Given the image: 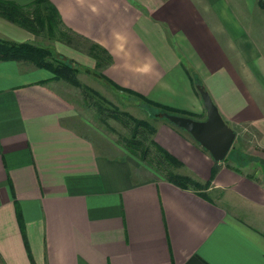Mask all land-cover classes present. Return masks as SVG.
<instances>
[{"label":"crops","instance_id":"1","mask_svg":"<svg viewBox=\"0 0 264 264\" xmlns=\"http://www.w3.org/2000/svg\"><path fill=\"white\" fill-rule=\"evenodd\" d=\"M47 1L66 29L111 55L114 68L100 73L112 84L201 116L194 74L236 138L247 131L254 147H241L245 161L215 162L184 130L156 122L153 141L179 172L210 184L181 188L90 124L78 88L0 61V264H264V175L247 159L264 163V2ZM0 37L35 42L1 17ZM47 46L77 76L96 66L62 43Z\"/></svg>","mask_w":264,"mask_h":264},{"label":"trees","instance_id":"2","mask_svg":"<svg viewBox=\"0 0 264 264\" xmlns=\"http://www.w3.org/2000/svg\"><path fill=\"white\" fill-rule=\"evenodd\" d=\"M54 8L47 0H36L26 6H21L12 1L0 0V17L34 35L41 33H45L51 37L57 35L60 41L74 46L77 49H84L96 61L94 69L96 73H94L97 77L107 81L108 79L98 72L97 69L110 64L112 61L111 55L101 46H97V44L71 33V31L66 29L60 21L61 19L57 10ZM82 44H84L83 49L80 47ZM0 61L27 62L35 67L46 69L54 78L67 81L71 86L80 90L84 102L94 107V111L102 122L107 118H111L129 130L127 135L120 137V145L134 155L139 162L150 168L156 175L161 172L164 175L159 177L185 189L201 191L209 187V182L200 183L190 176L179 172L183 167L182 163L161 147H158L153 141V135L156 129L155 125L149 121L164 118L163 114L165 113L183 115L196 120H202L204 115L198 116L191 112L177 110L155 103L130 89L121 88L116 84H112L108 80L112 88L123 92L127 96L136 98L138 101L136 105L148 113L149 120H139V118H136L127 112V110L118 109L119 107L103 97L98 91L81 83L77 76L79 67L74 65L70 60H65V58L59 56L53 48L32 41L19 42L0 37ZM94 70L90 71L87 69L85 71L89 74L93 73ZM198 80L194 74L190 79L196 94H198V86H203L201 81ZM232 152L233 150L231 148L224 160L229 158L238 159L236 156H233L235 154H232ZM214 172L212 169V176Z\"/></svg>","mask_w":264,"mask_h":264},{"label":"rangeland","instance_id":"3","mask_svg":"<svg viewBox=\"0 0 264 264\" xmlns=\"http://www.w3.org/2000/svg\"><path fill=\"white\" fill-rule=\"evenodd\" d=\"M32 36H34L35 43H39V44H43V45H45V44L46 45H52V44L54 45V43H57V44L62 43L67 48H73L76 51L84 53L85 55L87 54L84 51V49L82 48L84 46V44H82L80 46L81 49H83V50H80V49L75 48L74 46H70V45L60 41L57 38V35L51 37L45 33H41L39 35L32 34ZM30 42H31V40H30ZM111 60H112V58H111ZM111 63H112V61H111ZM111 63L108 64L107 66L103 67V68L97 69V71L100 72V70H103L106 67H109L111 69L114 68ZM83 69H86V68L84 67ZM94 72H95V70L93 71V73H89V74L87 73L88 74L87 76L80 75L78 77L84 85H87L90 88L97 90L103 97H105L106 99L111 101L114 105L119 107L118 109L124 110V111L127 110V112H129L130 114H132L136 118H139V120L140 119L149 120L148 113L145 112L144 110L140 109L139 106L136 105L138 102L136 100V98H134L132 96H127L123 92H120L115 88H112L111 85L108 83V80L107 81L102 80L101 78L97 77V75L95 74L96 72L95 73ZM119 87L128 89V88L123 87V86H119ZM75 93H77L76 97H74V98L77 99V101H78V103H77V106L79 108L78 111H81V113L85 114L88 117L90 124H93L94 126L101 128L111 138L112 143L113 142L115 144L119 143L120 137L125 136L129 133L128 129L124 128L120 123L115 122V120H113L111 118H107L104 120V122H102V120H100V118L98 116L97 117L95 116L96 112L94 111V107H92L91 104L87 105V103H85L83 101L80 90L75 89ZM204 117H205V115H204ZM149 121H151V123L154 125L156 124V122H161V121L167 122V121H165L164 118H157V119H153V120H149ZM167 123H169V122H167ZM250 134L251 133H249L247 131L239 133V136H238V138H236V141L234 140L235 142L232 143L233 144L232 154L234 153L235 155H233V156H236L240 161H245L244 157L239 156L240 154L238 153V152H244L241 149V147L245 148V150H246V148H249L250 146L254 147V143H253L254 141H253L252 136ZM235 148H237V149L240 148L241 151L237 150ZM129 157H132V156H129ZM247 157H249L247 159L250 163L249 165H251V168H248L250 173H252L253 175L258 174V176H261L262 174L264 175V163L259 161L258 157L256 159L252 156H247ZM148 170H150V169H148ZM150 173H151V176H154V177L157 176L155 173H152V171ZM163 175L164 174L161 172H160V174H158V176H163Z\"/></svg>","mask_w":264,"mask_h":264},{"label":"water","instance_id":"4","mask_svg":"<svg viewBox=\"0 0 264 264\" xmlns=\"http://www.w3.org/2000/svg\"><path fill=\"white\" fill-rule=\"evenodd\" d=\"M198 94L205 108V117L202 120L168 113L163 116L165 121L188 133L197 145L209 153L213 161H223L233 146L236 133L221 118L218 108L203 86H198Z\"/></svg>","mask_w":264,"mask_h":264},{"label":"built area","instance_id":"5","mask_svg":"<svg viewBox=\"0 0 264 264\" xmlns=\"http://www.w3.org/2000/svg\"><path fill=\"white\" fill-rule=\"evenodd\" d=\"M258 1H263L264 2V0H258Z\"/></svg>","mask_w":264,"mask_h":264}]
</instances>
